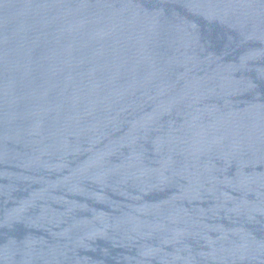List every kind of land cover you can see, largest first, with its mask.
<instances>
[{
    "label": "water",
    "instance_id": "obj_1",
    "mask_svg": "<svg viewBox=\"0 0 264 264\" xmlns=\"http://www.w3.org/2000/svg\"><path fill=\"white\" fill-rule=\"evenodd\" d=\"M0 264H264V0H0Z\"/></svg>",
    "mask_w": 264,
    "mask_h": 264
}]
</instances>
